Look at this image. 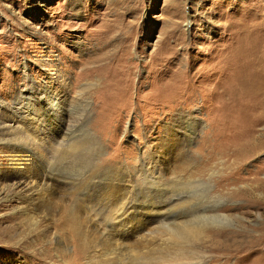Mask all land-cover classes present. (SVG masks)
<instances>
[{
  "label": "rangeland",
  "instance_id": "obj_1",
  "mask_svg": "<svg viewBox=\"0 0 264 264\" xmlns=\"http://www.w3.org/2000/svg\"><path fill=\"white\" fill-rule=\"evenodd\" d=\"M261 58L264 0H0V111L49 116L53 92L74 111L68 140L31 152L62 200L8 187L0 141V264H264ZM113 218L153 227L141 249L110 253Z\"/></svg>",
  "mask_w": 264,
  "mask_h": 264
},
{
  "label": "bare ground",
  "instance_id": "obj_2",
  "mask_svg": "<svg viewBox=\"0 0 264 264\" xmlns=\"http://www.w3.org/2000/svg\"><path fill=\"white\" fill-rule=\"evenodd\" d=\"M249 53H251V52H249ZM244 59H245L244 62L246 64L247 69L252 68L253 62H255L257 65V62L259 61V60L253 61L252 58H247V57H244ZM260 62H261V64L260 63L259 64L261 66H263L264 60L262 58L260 59ZM261 94L264 95V89H263V93H261ZM64 98H65L64 94L61 93V95H59L56 92H53V94L50 97H47L46 102H44V103L47 106L46 110L50 111L49 116H48V114L43 116L44 113L41 112L42 110L43 111L45 110L44 109L45 106L43 108H41L40 111L35 109L33 113H31L32 107H30V113L27 110L23 109V107H22L21 108L22 112H21V114H18V115L16 114V110L12 114H9V115H7V113H4L5 111H0V117H4V119H5V122L0 121L1 122L0 123V126H1L0 127V129H1L0 141L4 142L5 147L7 148L6 150L8 151V154H9V158H8L9 165H11V167L13 169L15 168V170L20 172V174L16 173L15 175L10 174V175L6 176L5 179H7V181L8 180L10 181L9 185L8 184H6V185H8V187L9 186L13 187L12 184L16 185L17 187L19 185H21L24 191L23 192L16 191V192L19 195L22 194L21 198L24 201H28L29 199L32 200L35 198L43 199L45 201L49 200V201H53V202L56 199L62 200L61 199L62 197L59 196L61 194V192H59V189L61 188L62 184L56 182L55 179H57V177L46 174V173L44 174L40 171V169L38 168L39 166L37 165V161L35 162V160H33L32 153H34L38 157V159L39 158L44 159L45 157H47V154L49 153V151H51L53 149L55 150L56 146L59 147L60 145H62V142H65L66 140H68L66 138H62L61 129L60 128L57 129L55 127L56 125L63 122L64 119H68L67 117H65V115L71 116V114H73V112H74L73 108H71V107H69V108L67 107V112H68L67 114H65V112L62 109H59L61 106L57 101H59V100L65 101ZM3 107H5V105ZM2 110H4V108ZM17 113H18V109H17ZM29 114H31V115H29ZM26 115H29V116L26 117ZM50 119L54 120V125L52 127H49L52 129L49 131L44 130V128H43L44 121L45 120L50 121ZM2 129H3V131H2ZM65 137H67V136L65 135ZM60 138H62V139H60ZM35 167L37 168V170L35 169ZM52 167H53V165H52ZM57 185H58V187H57ZM13 188L15 189V187H13ZM108 188L105 190H109ZM115 188L117 189V194L115 192H113V190L110 191V195L108 196V202L111 203V205H112L111 208L113 209L114 212L116 210L117 213H119V212L122 213L125 197H122V195H121L122 194L121 188H119V187H115ZM71 190H74V189H71ZM0 194L1 195L3 194L4 197L9 196V194H7V193L5 194V193L0 192ZM110 203H109V205H110ZM35 205H36V203H35ZM154 206L155 207L150 208V210H153L156 213L162 212L160 210L161 207H159L157 205H154ZM144 208H145V206H144ZM37 209H38V207H34V209H32V210L35 211ZM126 209H127V207H126ZM144 211H146V210H144ZM108 212L111 213L110 210H108ZM86 216L84 217V220H85V222H87V224H89V225H87L90 227L89 229L91 231H93L94 233L100 232L101 230L94 227L92 225L93 224L92 222L91 223L88 222V220L93 221L92 218L88 216L87 218H89V219L87 220ZM113 219H115V218H113ZM151 220H154V217H152ZM116 221L118 222L117 226H120V228H122L121 230L116 229V231L118 233H120V237H119V239H115L114 235L110 234L111 235L110 238L112 239V241L117 246L115 248L118 249V251L114 252L112 250L113 252H110V253L115 254V255L118 254L121 257H122L121 254H123L125 252V250H134L136 248L139 249V247H140L139 245L141 244V242H139L136 239V237L138 236L140 230L148 228L149 231H151L153 228V227L152 228L150 227L151 228V230H150V228L148 226L133 227V226H128V225H127L128 228H125L126 223L120 222L121 220L120 221L116 220ZM150 222H151L150 220L149 221L147 220L145 223L149 224ZM103 230H105V228H103ZM146 236L144 237V241H147L148 237H146ZM141 241H143V240L141 239ZM113 248H114V246H113ZM140 249H141V247H140ZM185 252H187L186 247L183 250H178L177 252H174V253L170 252L169 254H167L168 256L166 258H164V256H163L160 260L161 261H173V260L182 258L185 255V254L182 255V253H185ZM125 254L127 255L126 252H125ZM130 255H132V254H130ZM130 257H133V256H130ZM187 258H189V257H187Z\"/></svg>",
  "mask_w": 264,
  "mask_h": 264
}]
</instances>
